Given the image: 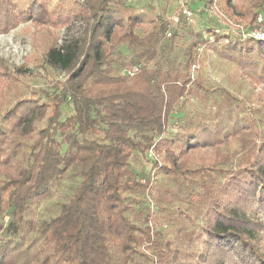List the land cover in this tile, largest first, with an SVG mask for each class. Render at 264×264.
I'll return each mask as SVG.
<instances>
[{"label":"trees","instance_id":"obj_1","mask_svg":"<svg viewBox=\"0 0 264 264\" xmlns=\"http://www.w3.org/2000/svg\"><path fill=\"white\" fill-rule=\"evenodd\" d=\"M202 2L192 31L177 2L0 0V34L48 36L64 74L23 96L21 68L0 79V264H264V103L231 89L264 97V40L243 38L264 0Z\"/></svg>","mask_w":264,"mask_h":264},{"label":"rangeland","instance_id":"obj_2","mask_svg":"<svg viewBox=\"0 0 264 264\" xmlns=\"http://www.w3.org/2000/svg\"><path fill=\"white\" fill-rule=\"evenodd\" d=\"M188 6L190 4L192 10V17L190 20L192 31L199 30L203 28L204 22L207 19L206 15H200L201 6L203 5L202 0H187ZM177 0H127L128 4H132L138 8L147 10L148 7L156 8L158 13H161V8L166 6L169 10V14H174L177 8ZM209 14V15H208ZM208 16L210 20H213L214 23L218 24L221 27H224L226 31L232 32L236 36L238 33H241L242 25L235 23V21L229 19L220 8L215 9L214 11H208ZM178 18L177 15H175ZM232 22H229V21ZM228 26V27H227ZM229 27L233 29H229ZM180 40L177 41V46L174 47L170 52L167 53V59L171 66H176L179 62L182 51L190 41L191 36L188 34L190 31L188 27L180 28ZM240 30V31H237ZM82 31L81 22H74L69 28H64L58 31L60 37V43L66 40H69L71 37H79ZM249 34V33H248ZM245 35H247L245 33ZM248 38V36L243 37ZM50 39L47 36L40 39L39 36H32V29L26 26V24H20L17 28L9 31L7 34H0V79L4 78V72L8 70L14 71L17 68H21L22 74H16L14 78L15 84L12 85L15 92H21L20 96H23L32 90L37 91L41 88H50L53 86L56 80H60L64 77L63 73L57 72L51 69L44 62V54L50 46ZM121 60L129 59L130 52L126 48H120ZM119 66H117L118 68ZM16 68V69H15ZM236 85L232 86V90L235 95L239 97H244V95L252 99L251 106H247V110L254 112L255 107H262L264 103V97L260 93L259 87L255 89L251 85H245L243 91H237L235 88ZM3 85L0 82V92H2ZM253 89V90H252ZM252 94V96H250ZM10 100H14L17 96H10ZM69 112V108L67 107ZM67 112H64L66 115ZM151 184H149V187ZM153 205V204H151ZM46 212V208L43 210Z\"/></svg>","mask_w":264,"mask_h":264},{"label":"built area","instance_id":"obj_3","mask_svg":"<svg viewBox=\"0 0 264 264\" xmlns=\"http://www.w3.org/2000/svg\"><path fill=\"white\" fill-rule=\"evenodd\" d=\"M178 4L180 6V8L182 9V14L187 18L190 19L192 17V12L190 10L187 9V0H177ZM257 23L260 24L262 26V28H264V7H262L258 14H257ZM174 21H178L177 18L174 19ZM252 37L255 39H259V40H264V29L263 30H254L251 31V33L247 34V35H243V37ZM137 69L133 68L131 71L135 72Z\"/></svg>","mask_w":264,"mask_h":264}]
</instances>
